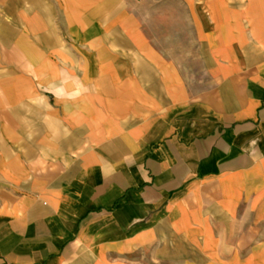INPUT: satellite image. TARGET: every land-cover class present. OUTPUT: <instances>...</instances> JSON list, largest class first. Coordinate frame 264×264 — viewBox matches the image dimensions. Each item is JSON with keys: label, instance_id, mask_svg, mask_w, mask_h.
<instances>
[{"label": "crops", "instance_id": "obj_1", "mask_svg": "<svg viewBox=\"0 0 264 264\" xmlns=\"http://www.w3.org/2000/svg\"><path fill=\"white\" fill-rule=\"evenodd\" d=\"M240 1L0 0V264H264V0Z\"/></svg>", "mask_w": 264, "mask_h": 264}, {"label": "rangeland", "instance_id": "obj_2", "mask_svg": "<svg viewBox=\"0 0 264 264\" xmlns=\"http://www.w3.org/2000/svg\"><path fill=\"white\" fill-rule=\"evenodd\" d=\"M227 3H229L231 5L233 2L232 1H228ZM240 3H241V7H243V6H245L244 4L247 3V0H241ZM243 18L245 20H248V19H251L252 17H248L246 15ZM245 24H246V22H245ZM251 27L252 26H250V28ZM240 28H241V31L242 30H247V26L240 27ZM195 50L196 49H192V51H194V52H195ZM228 50L229 49L225 48L224 49L225 53L228 52ZM182 51H183V49H177L178 54L182 53ZM209 51H210V49H209ZM196 52H197V50H196ZM213 52H215V49H213ZM183 59L184 58L181 57V62H183ZM224 65L230 66L231 64L230 63H226V61H225ZM180 66H181L182 69L184 68V66L186 68L188 67V65H184V63L181 64ZM208 66H209V70H208V72H205L203 70V68L205 67V64L196 62V60H194V58L192 59V65H191V69H192L191 71L192 72H191V74L193 76V79L187 80L186 83L189 86L192 87L193 91H199V90L205 89V88H208L209 90H215V88H216L215 87L216 86L215 72H214V70H211V64H209ZM82 67L83 68H81V71L85 72L87 70L88 65L86 63H83ZM249 226H251V225H249Z\"/></svg>", "mask_w": 264, "mask_h": 264}]
</instances>
